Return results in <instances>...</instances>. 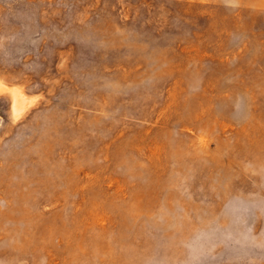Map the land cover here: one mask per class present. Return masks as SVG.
I'll use <instances>...</instances> for the list:
<instances>
[{
    "label": "rangeland",
    "instance_id": "1",
    "mask_svg": "<svg viewBox=\"0 0 264 264\" xmlns=\"http://www.w3.org/2000/svg\"><path fill=\"white\" fill-rule=\"evenodd\" d=\"M0 264H264V0H0Z\"/></svg>",
    "mask_w": 264,
    "mask_h": 264
},
{
    "label": "bare ground",
    "instance_id": "2",
    "mask_svg": "<svg viewBox=\"0 0 264 264\" xmlns=\"http://www.w3.org/2000/svg\"><path fill=\"white\" fill-rule=\"evenodd\" d=\"M19 96V95H18ZM17 100V99H16ZM16 106H17V103L15 104ZM18 105H20V103L18 104ZM21 106V105H20ZM23 106V105H22ZM15 110H17L16 108H15ZM21 111V110H20ZM20 111H17V112H19V114H20ZM16 112V111H15ZM18 115V114H17Z\"/></svg>",
    "mask_w": 264,
    "mask_h": 264
}]
</instances>
